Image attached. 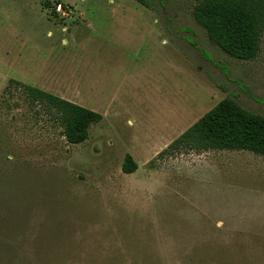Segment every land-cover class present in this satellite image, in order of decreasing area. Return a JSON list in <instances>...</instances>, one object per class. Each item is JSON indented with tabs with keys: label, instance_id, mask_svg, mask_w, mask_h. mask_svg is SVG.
Wrapping results in <instances>:
<instances>
[{
	"label": "rangeland",
	"instance_id": "374dc122",
	"mask_svg": "<svg viewBox=\"0 0 264 264\" xmlns=\"http://www.w3.org/2000/svg\"><path fill=\"white\" fill-rule=\"evenodd\" d=\"M200 1L0 0V264H264V156L169 148L227 97L264 115V34L229 55ZM11 79L103 119L69 143Z\"/></svg>",
	"mask_w": 264,
	"mask_h": 264
},
{
	"label": "trees",
	"instance_id": "16d2710c",
	"mask_svg": "<svg viewBox=\"0 0 264 264\" xmlns=\"http://www.w3.org/2000/svg\"><path fill=\"white\" fill-rule=\"evenodd\" d=\"M55 10L56 4L52 11L57 13ZM193 14L211 41L229 55L242 60L258 55L264 34V0H201ZM11 82L23 90L29 105L39 106L58 122L69 143L85 142L91 125L103 119L100 112L41 87L14 79ZM169 148L249 150L264 156V115L227 97L190 125ZM137 168L138 163L127 154L124 172L133 173Z\"/></svg>",
	"mask_w": 264,
	"mask_h": 264
},
{
	"label": "built area",
	"instance_id": "2783aa9c",
	"mask_svg": "<svg viewBox=\"0 0 264 264\" xmlns=\"http://www.w3.org/2000/svg\"><path fill=\"white\" fill-rule=\"evenodd\" d=\"M67 8H68V7H67L66 5H64L63 3L60 2V3H57V4H56V10H55V11H56L57 13H60V14H61L62 12H63V13H64V12L66 13L65 10H67ZM67 12H68V11H67Z\"/></svg>",
	"mask_w": 264,
	"mask_h": 264
}]
</instances>
